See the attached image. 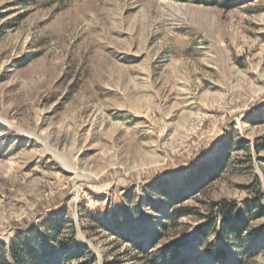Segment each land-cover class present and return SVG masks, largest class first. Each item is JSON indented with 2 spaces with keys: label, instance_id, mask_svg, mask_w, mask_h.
I'll return each mask as SVG.
<instances>
[{
  "label": "rangeland",
  "instance_id": "1",
  "mask_svg": "<svg viewBox=\"0 0 264 264\" xmlns=\"http://www.w3.org/2000/svg\"><path fill=\"white\" fill-rule=\"evenodd\" d=\"M0 264H264V0H0Z\"/></svg>",
  "mask_w": 264,
  "mask_h": 264
},
{
  "label": "trees",
  "instance_id": "2",
  "mask_svg": "<svg viewBox=\"0 0 264 264\" xmlns=\"http://www.w3.org/2000/svg\"><path fill=\"white\" fill-rule=\"evenodd\" d=\"M231 210H232V209L230 208V209H229V211L227 212V215H225V214L223 215V217H224L225 219H227V218H228L227 216H228V214H230V213H231Z\"/></svg>",
  "mask_w": 264,
  "mask_h": 264
}]
</instances>
